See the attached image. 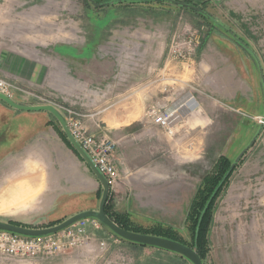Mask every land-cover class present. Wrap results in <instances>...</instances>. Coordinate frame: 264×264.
Returning a JSON list of instances; mask_svg holds the SVG:
<instances>
[{"label":"rangeland","instance_id":"obj_1","mask_svg":"<svg viewBox=\"0 0 264 264\" xmlns=\"http://www.w3.org/2000/svg\"><path fill=\"white\" fill-rule=\"evenodd\" d=\"M110 1L113 0H94L102 4ZM179 1L198 5L209 17L167 1L139 4L117 1L95 7L90 0H0V9H12V12H0V18L14 14L13 19L21 21L30 15L38 19L41 14L46 15L43 12L46 10L48 16L41 29L27 26L16 29L26 34L45 27L49 35L62 33L70 30L66 21L77 18L81 23V37H86V26L102 22L138 19L145 21L148 28L155 27L152 30L159 37V50L164 51L167 58L186 64L185 71H159L156 77L162 90L159 108H170L173 102L168 101L188 94L195 95L190 107L199 99L211 104L202 105L201 121L197 125L180 122L174 125L173 132L170 125L162 139L144 140L136 136L137 153L122 160V170L117 165L119 179L109 189L107 201L115 213H126L125 200L134 201L132 220L145 226L160 222L190 241L186 217L197 185L203 176L214 170L219 157L224 156L232 163L259 129L258 117L264 111V11L250 10L252 0ZM215 71L227 73L218 75ZM197 76L211 80L229 76L235 83L223 87L215 84L219 87L215 90L197 83ZM238 79L240 84L236 83ZM13 84L17 87L13 101L50 103L66 117L69 114L66 109L75 111L82 115L79 117L83 124L96 136L104 134L116 141V135L124 132L110 134L97 120L92 123V129L86 120L94 113L60 104L53 94L39 98ZM222 94L227 98L220 99ZM49 117L35 147L11 150L5 157L11 162L9 169L0 164V197L6 195L8 179L30 165L45 170L48 183L25 209L11 213L0 211V220L45 227L69 217L54 219L68 212L72 203L77 205V199L80 205L95 199V203H99L101 184L61 138L59 122L54 116ZM21 124L19 120L4 122L0 133L6 129L15 132ZM260 131L215 201L204 264H264V125ZM149 149L151 155L148 156ZM116 153L117 150L115 163ZM64 193L63 208L58 205L57 209V198ZM97 207L98 204L95 209ZM89 232L90 240L81 247L47 256L0 255V264H192L177 253L156 247L145 250L150 246L125 242L105 225L99 230L89 228ZM101 242L104 245L101 246Z\"/></svg>","mask_w":264,"mask_h":264},{"label":"crops","instance_id":"obj_2","mask_svg":"<svg viewBox=\"0 0 264 264\" xmlns=\"http://www.w3.org/2000/svg\"><path fill=\"white\" fill-rule=\"evenodd\" d=\"M252 1L253 3L249 4L250 10L264 11V0ZM132 3L139 4L142 1ZM0 12H12V9L3 7ZM43 12L46 15L41 14L38 19L30 15V18L24 21L13 19L14 14L0 18V77L26 88L39 98L53 94L60 104L72 106L78 111L94 113L86 120L92 129V123L97 120L102 124L103 130L110 134L124 130L122 134L116 135L115 148L116 163L122 170V160L137 153L136 148L139 145L134 143L136 136L144 140L162 139L168 133L146 115L147 108L161 101L162 90L156 80L159 71H185L186 64L167 58L165 52L159 50V37L152 30L155 27L148 28L143 20H122L114 23L110 21L97 24L98 26H86V37L80 35L81 23L78 18L67 20L65 24L70 30L62 33L49 35L45 26L44 30L28 34L16 30L23 26L41 29L44 19L48 16L46 10ZM215 72L218 75L227 73ZM196 78L197 83L209 85L215 90H219L215 84L223 87L224 84L235 83L229 76L217 78L218 80L201 76ZM236 83L240 84V79ZM239 90L237 87L236 91ZM194 98L195 95L188 94L168 101L173 103L170 108L164 110L172 114V120H169L172 132L174 125L180 122L197 125L201 121L199 113L202 105L211 103L199 99L191 108ZM224 98H227V95L222 94L220 99ZM19 103L39 104L33 100ZM49 116L53 115L46 111L17 110L0 101V127L4 122L11 120L22 121L15 132L6 129L4 133H0V156H3V160L0 159L1 167L10 168L8 166L11 162L5 160V157L11 150L16 152L18 148L26 150L35 147L37 138L48 124ZM147 154L151 155L150 149ZM30 166L8 179L10 183L9 188L6 186V195L0 197V211L11 213L25 209L30 205L33 196L44 191L48 183L45 170ZM32 171L43 173L39 188L38 183H32L30 179ZM63 196L65 197V193L57 198V209L58 205L60 209L63 208ZM95 202L96 199L80 205L77 199V205L72 203L68 212L53 218L72 216L85 209H95L98 204ZM133 203L134 201L128 199L124 202V211L131 217L134 216L131 211ZM151 248L153 247L144 249Z\"/></svg>","mask_w":264,"mask_h":264},{"label":"built area","instance_id":"obj_3","mask_svg":"<svg viewBox=\"0 0 264 264\" xmlns=\"http://www.w3.org/2000/svg\"><path fill=\"white\" fill-rule=\"evenodd\" d=\"M15 85L0 77V93L12 98ZM146 115L158 124L161 128L168 129L172 114L159 108L154 104L147 108ZM69 112L65 116L69 130L87 152L91 160L97 166L99 171L106 177L110 188L119 179V171L114 160L116 141L107 135H94L75 111L66 109ZM259 122L264 125V116H260ZM102 223L96 218H86L77 221L73 225L47 236H23L7 231L0 230V255L10 257H31L36 255H51L57 252H63L67 249L77 248L85 245L91 238L89 228L99 230ZM100 245H104L101 242Z\"/></svg>","mask_w":264,"mask_h":264},{"label":"water","instance_id":"obj_4","mask_svg":"<svg viewBox=\"0 0 264 264\" xmlns=\"http://www.w3.org/2000/svg\"><path fill=\"white\" fill-rule=\"evenodd\" d=\"M91 4L96 6H104L110 3L119 2L122 0H116V1H110L108 3H95L94 0H90ZM126 1H137V0H126ZM138 1H167L174 4H177L179 6H183L186 8H189L191 10H194L200 14H203L206 17H209L207 14H205L204 10L199 7L198 5L190 4L184 1L179 0H138ZM256 58V56L254 55ZM257 59V58H256ZM260 66V65H259ZM0 101L5 102L9 106L21 110V111H46L51 113L54 118L59 122V125L62 128V131L66 135L65 138L68 139L72 147L74 148V151L78 153V155L82 158V161H84V164H86L89 169L92 171V173L95 175L94 177L97 178L99 183L101 184V196L99 199L98 207L96 209H85L78 211L72 216L63 219L62 221H58V223L45 226V227H29V226H23L14 224L8 221L0 220V230L11 232L14 234H20L23 236H47L50 234L57 233L74 223H76L79 220L86 219V218H96L99 220L103 225H105L107 228L111 229L113 233H115L120 238L124 239L125 241H130L142 245H147L150 247H156L163 250H167L173 253H177L178 255L185 257L188 259L192 264H204L203 260L201 259L200 255L198 254V251L195 247H191L187 244H184L178 240H174L171 238L163 237V236H157L153 234H145L127 230L119 226L113 219L110 217L106 211H105V204L107 202V199L109 197L110 193V185L107 181L106 177L103 176V174L99 171L97 166L94 164V162L91 160L89 155L86 151L83 150L81 145L76 141L75 138H73L69 127L66 122L65 116L63 115L60 110L55 107L53 104L46 103V104H22L16 101H13L12 98L8 97L7 95L0 93ZM264 116V111L263 115ZM263 128V124L259 125L258 132L255 134L254 138L252 139L251 143L247 145L241 153L236 157V159L231 163L229 167V171L232 170V168L237 164V162L241 159V156L245 154V152L248 150V148L254 143L257 136L261 132L260 130ZM227 171V172H229Z\"/></svg>","mask_w":264,"mask_h":264},{"label":"trees","instance_id":"obj_5","mask_svg":"<svg viewBox=\"0 0 264 264\" xmlns=\"http://www.w3.org/2000/svg\"><path fill=\"white\" fill-rule=\"evenodd\" d=\"M123 1H126V0H122L121 2ZM137 1H128V2L132 3V2H137ZM143 2H148V1H143ZM60 132L62 135L61 138H63L66 144L72 149V151H74V148L72 147L68 139L65 138L66 135L64 134V132L61 130ZM74 152L78 155L76 151ZM230 165L231 163L229 162V159H226V157L224 156L219 157L218 161L215 164L214 170L211 171L210 174H206L205 176H203L200 184L197 185L198 186L197 190L195 192L194 197L191 199L189 210H188L187 217H186L188 226H189L188 230H189L190 239H191L190 241L185 240L182 237V235H180L171 226H164L160 222L159 223L155 222L151 225L145 226V225L139 224L135 222L134 220H132L130 218L131 217L130 214L128 213L112 212L110 207L108 206L109 205L108 201L105 204V211L110 217H112V219L119 226H121L124 229L135 231V232L139 231L140 233H145V234H153L157 236L171 238L174 240H178L184 244H187L191 247H195L198 251V254L200 255L201 259L204 262L207 256L208 250H209L208 233L210 230V225H211L212 217H213V207H214L215 201L219 193L224 188L225 184L227 183L232 173V170H234L235 168L234 166L232 170L229 171ZM11 223H14V222H11ZM14 224H17V223H14ZM125 242H129L130 244H134V245L142 246V247L147 246V245L130 242L127 240Z\"/></svg>","mask_w":264,"mask_h":264},{"label":"bare ground","instance_id":"obj_6","mask_svg":"<svg viewBox=\"0 0 264 264\" xmlns=\"http://www.w3.org/2000/svg\"><path fill=\"white\" fill-rule=\"evenodd\" d=\"M30 174H31V178L30 179H32V183L37 182L38 183V188H39V186H40L39 183H42V181H43V179H42L43 178V173L39 172V171H32V172H30Z\"/></svg>","mask_w":264,"mask_h":264}]
</instances>
